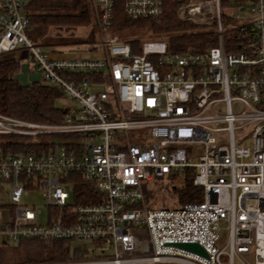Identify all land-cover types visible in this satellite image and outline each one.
<instances>
[{"label": "built area", "instance_id": "built-area-1", "mask_svg": "<svg viewBox=\"0 0 264 264\" xmlns=\"http://www.w3.org/2000/svg\"><path fill=\"white\" fill-rule=\"evenodd\" d=\"M30 1L0 0V61L12 56L21 85L77 107L57 124L0 114V184L10 185L0 248L61 243L67 259L43 264H264V0H180L178 19L216 37L196 53L160 40L133 53L110 35L115 5L135 21L162 15L166 0H87L103 38L79 56L28 39ZM21 143L53 149L15 151ZM185 173L201 202H146L156 188L175 194ZM36 197L40 206L23 201Z\"/></svg>", "mask_w": 264, "mask_h": 264}, {"label": "trees", "instance_id": "trees-1", "mask_svg": "<svg viewBox=\"0 0 264 264\" xmlns=\"http://www.w3.org/2000/svg\"><path fill=\"white\" fill-rule=\"evenodd\" d=\"M180 0H166L162 15L154 19L129 20L122 5H115L113 11V30L122 37L142 31H152L163 35L169 53L201 52L216 46V37L212 32L197 30L189 22L178 19L176 9ZM29 26L26 31L28 39L34 44L49 50L74 45H91L95 42L92 33L87 38L49 36L53 30L70 31L91 24V14L87 0H31L27 6ZM132 52L137 51V42L125 41ZM227 49L230 48L226 45ZM229 50V49H228ZM231 51V50H230ZM152 60V59H151ZM154 61V60H152ZM19 71V63L12 59L0 61V114L24 121L57 124L61 121L63 109L57 101L64 98L63 94L51 87L39 83L21 85L15 78ZM20 151L48 152L53 146L34 147L19 144ZM187 174V176H186ZM183 185L176 189L175 194L180 205L199 203L203 199V190L193 186L191 173H185ZM77 203L93 196L87 186L75 189ZM67 257L59 242L25 241L17 250L0 248V264H43L64 261Z\"/></svg>", "mask_w": 264, "mask_h": 264}, {"label": "rangeland", "instance_id": "rangeland-1", "mask_svg": "<svg viewBox=\"0 0 264 264\" xmlns=\"http://www.w3.org/2000/svg\"><path fill=\"white\" fill-rule=\"evenodd\" d=\"M222 1H223V5H225L228 0H222ZM227 11L229 14H232L235 12L233 10L231 11V9H229ZM90 33H92L95 37L94 44L65 46L62 48H54V49H49V50L56 51V52L60 51L63 53V55H67V56H74V55L79 56V55H83V54L92 53L95 50L94 45L99 40H101L103 38V36H101V34L98 33L97 28H95L93 26L92 21H91L90 26H88L86 28L80 27V28H76V29L70 30V31H65V30L57 31V30L52 29L48 35L51 37H56V35L59 34L61 37L87 38L90 35ZM110 35L111 36L117 35L119 37V40L121 42H124V43H125V41H135V42H137V45L135 44V46H138L139 44H141L142 42L147 41V40L165 41V39L163 38V35L155 34L152 31H142V32H139V33L134 34V35L122 37L120 35V33L116 32L112 29ZM19 56L23 57L21 54H19ZM5 59L6 58L4 57L3 60H5ZM57 106L60 108L74 109L77 107V103L71 99L62 98V99L57 101ZM60 143H62V142L60 141ZM195 149H196L195 153L199 152V150H200L199 147H195ZM14 150L20 151V149H16V148H14ZM198 157H199V155L193 156L191 159L192 162H197ZM9 187H10L9 184H0V206L10 205V201H9L8 196H7V192L9 190ZM23 201L27 205H32V203L37 204V206L41 205L39 197L34 198L32 200V202H28L26 200H23ZM146 202L149 203L151 205V207H176V206L180 205L179 201L176 200L175 194H172L171 192L164 193L159 188L154 189L153 193L151 195L147 196ZM18 248H20V246ZM18 248H15V250H17ZM8 250H14V248L12 246H10Z\"/></svg>", "mask_w": 264, "mask_h": 264}, {"label": "water", "instance_id": "water-1", "mask_svg": "<svg viewBox=\"0 0 264 264\" xmlns=\"http://www.w3.org/2000/svg\"><path fill=\"white\" fill-rule=\"evenodd\" d=\"M178 248L183 249L185 251H189L192 253H197L199 255L205 256L204 251L196 244H178Z\"/></svg>", "mask_w": 264, "mask_h": 264}, {"label": "crops", "instance_id": "crops-1", "mask_svg": "<svg viewBox=\"0 0 264 264\" xmlns=\"http://www.w3.org/2000/svg\"><path fill=\"white\" fill-rule=\"evenodd\" d=\"M62 55H63V53H62ZM75 56V55H74ZM6 58V60L7 59H12V56H7V57H5Z\"/></svg>", "mask_w": 264, "mask_h": 264}]
</instances>
